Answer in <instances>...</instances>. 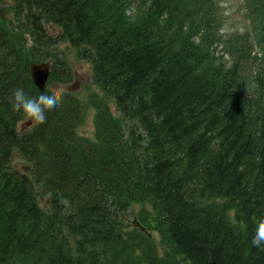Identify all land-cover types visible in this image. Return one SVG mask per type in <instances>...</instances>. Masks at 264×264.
I'll return each mask as SVG.
<instances>
[{"label": "trees", "instance_id": "16d2710c", "mask_svg": "<svg viewBox=\"0 0 264 264\" xmlns=\"http://www.w3.org/2000/svg\"><path fill=\"white\" fill-rule=\"evenodd\" d=\"M12 1L19 30L0 18V264H264L251 245L264 218V0H246L251 33L228 36L229 67L209 0ZM42 20L63 28L75 59L95 58L121 124L137 123L130 143L116 131L84 144L68 94L18 133L13 90L40 94L31 62L52 59L50 85L73 81Z\"/></svg>", "mask_w": 264, "mask_h": 264}, {"label": "clouds", "instance_id": "9594fccd", "mask_svg": "<svg viewBox=\"0 0 264 264\" xmlns=\"http://www.w3.org/2000/svg\"><path fill=\"white\" fill-rule=\"evenodd\" d=\"M63 96L64 89L60 85L52 86L47 91H42L36 96H32L23 87H17L12 92L11 107L15 112L22 111L33 121L43 123L50 115V110L54 106L60 105ZM251 245L256 248H264V218L256 222Z\"/></svg>", "mask_w": 264, "mask_h": 264}, {"label": "rangeland", "instance_id": "374dc122", "mask_svg": "<svg viewBox=\"0 0 264 264\" xmlns=\"http://www.w3.org/2000/svg\"><path fill=\"white\" fill-rule=\"evenodd\" d=\"M243 3V0H225L223 3V9L226 11V32H235L240 31L244 32L247 31L249 28V23L244 19L243 15L240 14V6ZM249 30V29H248ZM221 51V48L219 49ZM90 67L86 63H80L76 62L75 64V70L74 72L78 74L79 78H82L84 81L83 83H86L87 80L90 78L89 73ZM80 81V80H79ZM29 120L24 121L20 124V126L26 124ZM86 132L89 136H91V133L93 132V129L91 126H87ZM22 162L18 159L14 160L15 166H20ZM133 221V217L131 219Z\"/></svg>", "mask_w": 264, "mask_h": 264}, {"label": "water", "instance_id": "95a60500", "mask_svg": "<svg viewBox=\"0 0 264 264\" xmlns=\"http://www.w3.org/2000/svg\"><path fill=\"white\" fill-rule=\"evenodd\" d=\"M48 69L49 67L47 65L32 67V77L37 86L43 87V85L45 84L49 76Z\"/></svg>", "mask_w": 264, "mask_h": 264}, {"label": "bare ground", "instance_id": "6f19581e", "mask_svg": "<svg viewBox=\"0 0 264 264\" xmlns=\"http://www.w3.org/2000/svg\"><path fill=\"white\" fill-rule=\"evenodd\" d=\"M71 117V116H70Z\"/></svg>", "mask_w": 264, "mask_h": 264}]
</instances>
